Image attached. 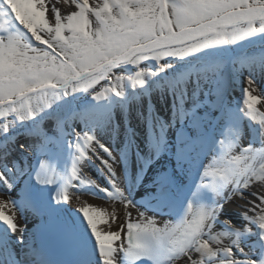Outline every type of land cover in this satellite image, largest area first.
<instances>
[{
	"label": "snow or ice",
	"instance_id": "1",
	"mask_svg": "<svg viewBox=\"0 0 264 264\" xmlns=\"http://www.w3.org/2000/svg\"><path fill=\"white\" fill-rule=\"evenodd\" d=\"M67 3L68 0H65ZM76 10L62 15L55 6L49 9L48 0H0V133H7L17 121L36 120L52 108L56 100L79 90L93 91L99 98L111 92L120 95L123 82L143 84L145 71L139 68L132 75H117L113 69L121 64L138 66L141 61L184 57L205 49L238 44L248 38L264 34V0H71ZM51 11L54 19L47 13ZM102 80L110 87L96 91L93 87ZM255 79L247 77L243 88L240 111L257 122L264 132V112L257 105L264 99V91L254 95L251 86ZM14 114L13 120H7ZM259 116V119L257 117ZM73 146L78 152L69 175L59 177L46 160L39 161L31 175L39 184L63 181L54 196L57 202L68 203L69 188L74 180L81 185L95 186L106 197L119 199L125 207L134 205L125 194L115 158L106 159L101 150L109 151L90 132H74ZM239 137L227 144L229 152L213 156L203 165L200 183L217 194L211 206L193 207L188 204L185 215L176 223L157 225L152 218L129 220L122 231H104L99 225H109L114 219L103 208L81 206L88 228L94 237L102 264H133L147 259L151 264H264V256L253 259L232 238L243 230L260 229L264 240V192L253 191L251 206L243 215L248 224L243 229L231 220H221L224 205L239 196L243 189L264 185V142L261 148L249 143L239 156L228 155ZM221 147L225 141H219ZM21 148L24 145H20ZM91 152L92 155H88ZM6 156V154H5ZM0 156V186L11 191L23 172L15 162L7 163ZM99 160L109 187H102L95 179L82 178L79 165L87 160ZM259 161V166L256 162ZM11 205V214L5 209ZM19 208L9 199H0V224L24 240V227L16 222ZM143 215V213H141ZM224 225L216 232V226ZM123 229V225H121ZM231 241L227 246L223 240ZM235 249V251H234ZM243 256L244 259H238Z\"/></svg>",
	"mask_w": 264,
	"mask_h": 264
},
{
	"label": "bare ground",
	"instance_id": "2",
	"mask_svg": "<svg viewBox=\"0 0 264 264\" xmlns=\"http://www.w3.org/2000/svg\"><path fill=\"white\" fill-rule=\"evenodd\" d=\"M92 2L93 0H90V4ZM48 3L49 9L55 6L60 9L62 15H67L71 11L76 10L71 0H68L67 3L65 0H48ZM47 15L50 20L54 19L51 11ZM246 42L244 40L239 43ZM239 43L225 45L230 72H225L222 80H219L222 74L220 75L218 70L223 68L224 63L215 62L212 64L203 63L202 61H191L185 69L175 64H168L170 66L162 70L159 69V64L156 67L157 69L152 70V64L149 62L142 61L143 63L140 62L138 66L125 63L133 68L130 70L121 68L120 71L113 73V80L117 75H132L139 68L151 69L149 75L148 71H145L142 77L144 80L143 84H134L126 79L120 89V95L108 92L104 96L97 98L93 93L90 95L86 94L85 100H90L86 104L84 99H81L82 96L77 95L78 91L56 100L52 108L45 110L51 115L45 116L41 114L36 120L22 121V125L29 128V131L26 137L18 143V147L16 146L18 152L15 146L10 145L13 144L14 135L12 131L14 129L11 127L7 133H0V156H5L6 154L5 161L7 163L19 161L20 166L18 167L24 169L25 161L29 163L36 162L38 168L39 161L46 160L49 166L54 168L56 174L59 177H63L66 170H71L72 165L69 163V159L78 155L77 150L73 146L75 143L74 132H90L100 144L105 145L110 150V152L101 150L100 155L106 159L115 158V165L120 173L125 194L134 203V205L125 207L124 203L119 199L106 197L95 186L81 185L80 180L73 181V185H79L78 188H69L70 200L68 203L57 202L54 196L60 191L61 179H58L54 184H39L32 177L31 170L25 173H23L25 171L23 170V175L18 180L19 182H17L16 178L13 179V183L16 186L10 192L3 190V187L0 186V199H18L20 193L27 191L32 186H35L36 195L41 199L44 210L41 216L32 218L31 216H24L21 212L16 213V222L24 227L23 236L25 237L30 227H34L43 217H56L61 222L68 223L71 229L76 230V236L79 241L85 244L84 263L102 264L94 237L82 213L79 212V207L90 205L105 209L114 219L110 220L109 225L101 224L99 227L104 231L121 230L123 238L127 222L131 220V217L139 221H143L145 217L152 218L160 227H163L165 223H175L176 218L171 213L159 215L137 205L135 203L137 194L135 196L131 195L127 190L128 185H139V190L144 194L148 192L147 195H149L156 193L158 190H164L169 185L170 178H173L170 183L179 188L185 186L186 182H191L190 190L192 196L188 199V202L193 207L215 204L221 197H218L208 185H206L205 189L200 188V176L203 171V165L209 164L213 156L219 157L229 152L227 144L230 142L231 137L235 138L238 136L239 140L236 141V146L230 150L229 159L232 156L241 155L243 149L249 144L246 143L248 140H252V143H254L253 147L257 149L261 148L262 145L260 143L264 142V132H262L260 125L240 111L241 107H244L243 88L248 87L247 77L249 75L256 81L251 86L253 94L258 95L264 91L262 86H260L261 83H264V47H262V51H251L248 57L237 61V58H235L237 54L235 46L239 45ZM110 85L111 81L104 80V82L99 83L96 91H100L104 87H110ZM205 98L207 99V104L200 106L201 108L196 113L197 116L189 115L187 112L188 108L193 104L198 106L199 102L201 101L202 103ZM222 105L224 106L216 123L210 121L202 122L201 128L191 132L189 123L200 116L217 114V110ZM226 107H228V111H226ZM257 107L261 112H264V99L261 100ZM68 111L72 113L71 116L65 115ZM227 112L233 114L231 119H229V124H223L222 121ZM179 119L187 123L184 124L183 128L193 134L194 138L197 133L201 134L209 131L211 126H213V129H219V131H212V139L206 148L204 160L200 165L192 158V155L191 157L180 153L177 160L174 158L175 145L177 141L181 142L175 134ZM257 119H259V116ZM5 122L7 121L4 118L1 123ZM113 125L115 128H113ZM34 129L35 131H33ZM61 129H65L67 135L61 146L57 147L52 142H54V138L58 137L57 132ZM151 131L155 133L152 138L148 135ZM34 132L37 133L33 135ZM129 139L132 141V146L135 145V148H133L134 153H132V148L126 143ZM220 140L225 141L223 147L219 143ZM21 144L24 145L23 148L20 147ZM41 145L43 155L34 152V149ZM182 146L186 148L188 146L187 142ZM154 148L157 155L160 151H162L163 155L157 157L153 151ZM119 152L122 153L123 157ZM211 152H213V155L210 154ZM131 154L132 157L137 154L133 160ZM88 155H92V153L88 152ZM36 156H38L37 160H35ZM63 156H65V160L62 158ZM149 157L154 158L149 161ZM93 159L91 161L97 164L98 170L90 174L86 169L89 161L87 160L85 161L86 165L82 163L78 166L81 169L82 178L90 177L95 179L102 187H109V190H111L107 177L101 171L103 165H101L99 160H95V157ZM185 159L188 162L184 166L179 161ZM256 166H259V161L256 162ZM253 191L264 192V185L255 183L254 187L243 189L245 198L233 197L232 201L224 205V211L220 219L231 220L234 225L243 229V226L249 223L243 213L251 207L247 201L254 198ZM142 198L144 199L145 197L143 196ZM15 204L19 208L20 205ZM5 211L11 214L13 211L11 205ZM131 221L133 222V220ZM134 222L137 221L134 220ZM76 225H78L79 231L75 229ZM121 225H123V229ZM4 227V235L9 240V247L8 249L4 248L3 252L8 251L9 255H11L10 259L16 264H20L19 259L25 257L20 252L23 242L21 243L17 239V234L7 229L6 225ZM251 227L252 231L243 230L232 238L236 239L245 249V252L250 254L253 259H259L264 256V240L261 239L260 229L254 224ZM215 231L221 232L223 230L216 226ZM256 240L262 241L261 244H256ZM230 243L231 241L225 238L222 246H227ZM237 258L244 259L243 256H237ZM2 260V264L4 262L7 264L8 260L4 258ZM125 264H128V262L125 261Z\"/></svg>",
	"mask_w": 264,
	"mask_h": 264
},
{
	"label": "rangeland",
	"instance_id": "3",
	"mask_svg": "<svg viewBox=\"0 0 264 264\" xmlns=\"http://www.w3.org/2000/svg\"><path fill=\"white\" fill-rule=\"evenodd\" d=\"M246 41H247L246 43H242V44L239 43V45L235 46L237 49V54L235 55V58H237V61L242 59V58L248 57L251 54V51H256V52L262 51V47H264V34L248 38ZM191 61H202L203 63H212V64H214L215 62L224 63V65L222 64L223 68L221 70H218L220 72V75L222 74L221 78L219 80H222V77H224L225 72L229 71V65L227 64L228 57L226 55L225 45L205 49L201 52L189 54V55L184 56V57L164 58L163 60L160 61V63L171 64V65L175 64V65H178L181 68L185 69V68H187V66L189 65V63ZM143 62L151 63L152 64V66H151L152 70L157 69L156 67L158 66V63L156 62L155 59H151V60H147V61H143ZM125 66H127V67H125ZM121 68H123L125 70H128V69L130 70L133 67H129L126 64H121V66H118L117 68L113 69V73L120 71ZM148 75H149V71H148ZM102 82H104V80L100 81L99 83H102ZM99 83L93 86L95 88V90H97ZM260 86H262V88L264 89V83H261ZM92 93H93V91L91 89H89L87 91L79 90L77 95H79L80 97L82 96L81 99L83 98L84 103L86 104L87 102H90V100L89 99L85 100V98H86L85 95L86 94L90 95ZM227 109H228V107H226V111L229 110V109L228 110ZM232 114L233 113H231V112L225 113L224 120L222 121L223 124H229V121H230L229 119H231ZM13 119H14V114H8L7 120H13ZM3 120H4V118L0 117V123ZM22 124H23L22 121H17L16 124L12 127L14 129V130L12 129L13 130L12 134L14 135V139L12 141L13 144H10V145L11 146L13 145V147L14 146L16 147L18 145V143L26 137V134L28 132V130H26V128ZM216 130L219 131L218 128H216ZM246 143L254 144V143H252V140H248ZM210 154L213 155V152H211ZM86 169L88 170V172L90 174H93L96 170H98V167H97V164L95 162L89 160L87 163ZM85 192L90 193L87 191H85ZM131 220L139 221L138 219H136L134 217H131ZM219 227L223 230L222 227H226V226L221 225Z\"/></svg>",
	"mask_w": 264,
	"mask_h": 264
},
{
	"label": "water",
	"instance_id": "4",
	"mask_svg": "<svg viewBox=\"0 0 264 264\" xmlns=\"http://www.w3.org/2000/svg\"><path fill=\"white\" fill-rule=\"evenodd\" d=\"M181 119H179L178 121L180 122Z\"/></svg>",
	"mask_w": 264,
	"mask_h": 264
}]
</instances>
